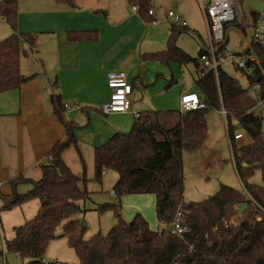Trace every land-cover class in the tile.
Masks as SVG:
<instances>
[{
    "label": "trees",
    "instance_id": "trees-1",
    "mask_svg": "<svg viewBox=\"0 0 264 264\" xmlns=\"http://www.w3.org/2000/svg\"><path fill=\"white\" fill-rule=\"evenodd\" d=\"M128 2L137 5V12L146 20L151 22L155 18L148 12L153 8L152 0ZM18 4L19 0H0V17L12 27V33L0 41V92L18 89L28 80L21 72L20 60L23 53L35 51V39L18 30ZM171 28L167 49L155 52L152 58L168 65L171 61L197 64V58L177 44L188 27L172 24ZM22 41L28 43L29 50L22 48ZM225 49L221 48L219 53ZM254 51L260 63H250L253 72L246 77L250 86L257 85V99L220 66L217 73L208 71L197 80L206 101L204 109L185 113L176 109L143 111L139 118H134L130 131L119 130L104 145L96 147V180L102 182L108 169L115 171L119 178L113 191L118 199L126 194L156 196L160 224L156 231L143 214L137 213L127 221L121 216L120 204H109L100 209H113L117 223L107 235L97 233L85 240V227L78 215L86 211L80 202L90 195L86 164L82 159L83 172L76 174L62 158L64 150L76 145V124L65 117L63 96L51 93L53 112L67 129L68 139L56 144L50 161L42 166L41 179H18L12 195H3L4 208L22 205L33 198L40 202L34 218L15 227L14 237L5 240L6 249L21 256L23 264H45L48 243L65 236L79 264H264V185L246 182L256 168H264L263 117L255 111L258 102L264 101V46L255 44ZM203 53L206 51H201L200 56ZM223 108L227 111L235 168L249 196L222 184L206 199L187 202L183 153L205 142L210 129L209 110ZM233 121L243 128L251 144L237 145ZM19 182L31 184L30 189L20 193ZM241 203H247L244 211ZM178 207L185 210L184 222L189 227L183 236L173 235L168 228ZM60 227L63 231L59 234Z\"/></svg>",
    "mask_w": 264,
    "mask_h": 264
},
{
    "label": "crops",
    "instance_id": "crops-1",
    "mask_svg": "<svg viewBox=\"0 0 264 264\" xmlns=\"http://www.w3.org/2000/svg\"><path fill=\"white\" fill-rule=\"evenodd\" d=\"M38 1H41L38 12L41 17L37 22L26 15L18 18V30L35 39V51L23 53L20 60L21 72L29 78L18 89L0 92V181L4 196L12 195L18 179H41L42 166L50 161L56 144L68 139L67 129L53 112L51 93L59 92L63 96L64 102L69 104L64 111L65 117L76 124L77 146L64 150L63 160L74 173L81 174L83 159L88 173H95L96 147L104 145L117 131L127 130L132 118L134 120L128 112L105 115L100 111V106L110 98L107 74L125 72L133 86V109L141 112L154 110L146 108L145 91L158 80L159 72L167 73L152 55L168 47L173 24L168 17L169 8L175 9L187 23L188 29L182 34L188 33L201 43L199 56L210 46L208 37L202 38L194 26L195 16L202 12L199 0H152L157 19L153 24L137 9L133 10L128 0ZM35 24L38 28L34 30L31 26ZM11 33L12 27L0 17V41ZM22 48L29 50L26 41H22ZM197 60L196 73L200 77L199 57ZM173 81L172 77L170 84ZM188 92L198 93L205 99L198 85L197 90L193 85L182 89L181 97ZM219 112L227 117L224 109ZM230 144L232 147L231 141ZM203 145L204 142L190 151L195 152ZM30 187L29 183L19 182L17 190L24 193ZM185 200L190 202L186 197ZM28 204L1 210V234L5 228L3 221L9 214L19 211V208L23 213L15 222L14 234L8 238L5 236L4 245L6 239L14 237L15 227L38 213L40 202L36 203V213L28 210ZM26 206L28 216L24 214ZM135 209L142 211L144 216H150L142 204H137L127 215L131 217ZM152 224L155 225L154 217Z\"/></svg>",
    "mask_w": 264,
    "mask_h": 264
},
{
    "label": "rangeland",
    "instance_id": "rangeland-1",
    "mask_svg": "<svg viewBox=\"0 0 264 264\" xmlns=\"http://www.w3.org/2000/svg\"><path fill=\"white\" fill-rule=\"evenodd\" d=\"M18 6V18L21 15H26V17H30L34 22H37V20L41 17L38 15L39 9H41V1L19 0ZM173 10L175 11V9ZM203 13L204 11L202 10L201 14L195 16L194 26L199 30L198 32L201 37L206 38L209 34V27H207L206 19ZM31 28L34 30L37 29V24L32 25ZM236 41L237 37L232 32L228 39L226 49L229 51H236L238 48V42ZM177 44L179 46L181 45L180 47H182V49L188 52L192 57H199L198 52L201 49V43L197 42L188 33L179 36ZM251 55L255 54L252 52ZM157 61L162 68L167 70V73L164 74L159 72V78L155 84L146 89V108L154 110H181L182 89H188L189 85H193V87L197 90L196 80L199 78L196 73L197 65L194 62L185 64L178 61L171 62V64L168 65L162 61ZM225 69L229 72V74L233 75L240 81L243 88L248 89L250 87L249 80L245 75L237 72V70L228 65H225ZM171 74L174 81L170 84V80L172 78L170 77ZM257 89V86H253V89L250 91L251 97L254 99H257L259 93ZM255 107V111L263 117L262 124L264 132V101ZM219 111L216 109H210L207 114V122L210 129L204 145L195 152H191L189 150L184 151L183 153L185 197L189 201L206 199L208 195L218 191L217 189L221 184H227L236 190H240L242 194L247 196L249 195L247 189L245 188V183L242 181V178L237 173L235 168L234 157H232V147L228 138V124L226 122V118L224 114ZM233 124L237 127L235 133L237 134L238 132H241L243 134V137L237 141V145L242 146L251 144L252 140L243 128L236 124V121H233ZM132 125L133 118L129 128L125 131H130L132 129ZM87 167V190L90 195L89 198L80 202L82 208H85L86 211L78 215L81 223H85V240H90L97 233L107 235L117 223V216L113 209H100L102 206L109 204H120L121 216L127 221L132 220L137 213L141 214L142 211H137V209H135V213L131 217L127 215L129 211L136 208L137 204H142L150 214V216H145L151 225V229L153 231L158 230L160 224H158L156 217L155 195L126 194L121 199H118L116 194L112 193L114 184L118 180L117 173L112 169H108L103 174V181L99 182L96 180L93 172L88 173ZM246 182L252 185H264V168H256L253 174L246 178ZM27 203H29L28 210L36 213L37 209L35 208L36 203H39L38 199L33 198ZM27 207L28 206L24 208L25 216H28L26 213ZM1 213L2 211H0V215ZM19 215L23 216L21 208H19V211L9 214V216L3 221V223L5 222V228L2 230V234L0 233V250L3 252V254L0 255V264H23L21 256L16 253L9 252L4 245L5 236L8 238L14 234L13 227L16 226L15 222L19 221ZM153 217L155 218V225L152 224ZM234 223L238 224L239 222L238 220H235ZM62 231L63 229L60 227L58 230L59 234ZM48 244L49 245L43 257L46 264H63L65 262L70 264L80 263L76 252L69 245L65 236L53 239Z\"/></svg>",
    "mask_w": 264,
    "mask_h": 264
},
{
    "label": "built area",
    "instance_id": "built-area-1",
    "mask_svg": "<svg viewBox=\"0 0 264 264\" xmlns=\"http://www.w3.org/2000/svg\"><path fill=\"white\" fill-rule=\"evenodd\" d=\"M202 10H204L207 24L209 27L208 41L210 43L209 50L203 53L199 57V74L204 76L206 72L213 70L218 72L220 66L228 65L233 67L237 72L242 73L245 76L251 75L253 68L250 63H260L259 58L256 57L254 46H264V11L254 13V30L252 36V47L248 54H241L236 51H229L225 49L223 52L216 51L225 38V32L227 28L231 26H238L244 30L247 29L245 24V17L243 9H241L244 0H199ZM133 10L137 9V5L132 6ZM150 15H155L154 9H149ZM168 17L172 19L173 24L179 26H186V22L182 16L173 9H169ZM157 19L153 18L151 23H156ZM232 33V32H231ZM226 47V45H225ZM224 48V47H223ZM253 54L255 55H251ZM108 86L110 88V98L106 100L101 106L100 111L103 114H110L113 112H128L133 115L135 119L141 116V111H136L132 107L131 93L133 90L132 84L129 82L125 72H110L107 74ZM253 86H257L254 84ZM253 86L248 88L249 91L253 89ZM262 103V101H259ZM65 107L69 108V104L65 103ZM206 107V101L202 100L198 93L188 92L181 97L180 111L185 113L188 110H200ZM224 109V108H223ZM225 110V109H224ZM226 116L227 111L225 110ZM242 133H237L234 136L235 140L242 137ZM51 159V158H50ZM2 185L0 181V211L5 206V201L2 194ZM114 193V191H112ZM115 194V193H114ZM249 196V195H248ZM185 210L183 207H178L176 215L168 228L173 235L183 236L188 232L189 227L185 224Z\"/></svg>",
    "mask_w": 264,
    "mask_h": 264
},
{
    "label": "water",
    "instance_id": "water-1",
    "mask_svg": "<svg viewBox=\"0 0 264 264\" xmlns=\"http://www.w3.org/2000/svg\"><path fill=\"white\" fill-rule=\"evenodd\" d=\"M241 9H243V14L245 17V24L247 26L246 30H243L242 28L238 26H231L227 28L225 32V38L222 41L221 45L216 51H219V49L225 47L227 45L228 39L230 37L231 32H233L238 42V52L241 54H248L252 47V36H253V30L254 26V13L263 12L264 11V0H244L241 6ZM206 51H210L208 47H206ZM244 166H248L247 164H244ZM241 211H244L248 206L247 203H241ZM83 227H85V223H81Z\"/></svg>",
    "mask_w": 264,
    "mask_h": 264
}]
</instances>
